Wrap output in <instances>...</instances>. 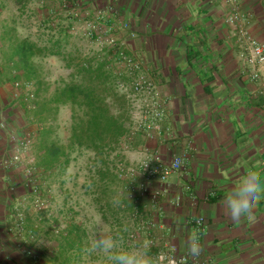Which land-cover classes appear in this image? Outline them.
I'll list each match as a JSON object with an SVG mask.
<instances>
[{
    "label": "crops",
    "instance_id": "obj_1",
    "mask_svg": "<svg viewBox=\"0 0 264 264\" xmlns=\"http://www.w3.org/2000/svg\"><path fill=\"white\" fill-rule=\"evenodd\" d=\"M79 1L91 10L111 8L129 23L128 32L119 36L126 40L128 54L143 64L133 77L155 86L151 95L124 88L134 97L132 118L153 101L164 109L161 120H133L153 134L122 153V166L133 178L129 200L145 212L135 220L122 212L115 220L118 231L111 234L121 237L125 247L144 245L152 255L165 242L183 253L189 250V236L197 235L192 221L201 217L204 233L197 236L202 264H264V199L254 218L240 223L232 222L221 206L249 170L259 171L264 181V77L250 80L239 57L237 31L226 22L229 5L225 0ZM237 1L251 35L264 44V0ZM122 73L132 78L124 69ZM28 154L34 155L32 150ZM175 157L182 160L178 172L163 183L158 177L149 181L159 191V201L154 205L141 197L146 181L140 165L149 159L165 165ZM12 187L16 193L9 192ZM26 188L16 171L12 178L0 177V264L44 263L40 254L49 229L39 224ZM152 221L155 227L149 228Z\"/></svg>",
    "mask_w": 264,
    "mask_h": 264
},
{
    "label": "trees",
    "instance_id": "obj_2",
    "mask_svg": "<svg viewBox=\"0 0 264 264\" xmlns=\"http://www.w3.org/2000/svg\"><path fill=\"white\" fill-rule=\"evenodd\" d=\"M2 1L20 5L26 0ZM66 2L73 4V0ZM62 31L68 35L70 29ZM11 47L9 61L13 62L14 69H23L26 74L17 72L6 81L12 82L19 92L17 94L21 97L22 109L25 112L27 109L33 111L37 127L32 167L43 176L55 172L60 175L68 168L73 153H87L91 161L88 187H91L90 193L103 219L106 220L105 210L115 220H118L117 216L122 212H128L132 220L137 219L136 216L139 218L145 212L144 206L135 207L132 205L133 200H129L130 195L134 194L131 192L133 178L122 166L121 159L123 151L136 148L142 139H149L148 130L133 121L130 100L127 93L121 90L126 86L131 87L132 79L126 77L121 68L115 65L113 52L104 50L102 55L84 57L68 78L58 80L50 96L35 100L34 106L28 108L25 94L22 93L23 97L21 94L22 86L15 87V81L21 76L26 81L30 80L33 57L60 58L63 53L57 41L51 48H39L28 40H18ZM1 75L0 70V81ZM63 107H69L71 111L66 144H60L54 128L57 114ZM37 186L42 198L43 190L39 184ZM142 200L139 203L142 204ZM38 219L40 225L49 229L45 251L40 254L43 264H83L81 257L88 243L86 230L73 218L65 224L63 230L59 229L60 221L55 218L51 224L46 208L39 212ZM32 239H36V234H32ZM28 254L30 259L35 257L32 251Z\"/></svg>",
    "mask_w": 264,
    "mask_h": 264
},
{
    "label": "rangeland",
    "instance_id": "obj_3",
    "mask_svg": "<svg viewBox=\"0 0 264 264\" xmlns=\"http://www.w3.org/2000/svg\"><path fill=\"white\" fill-rule=\"evenodd\" d=\"M63 4H67L66 0H26L24 3L22 1L20 5L12 1L0 0V70L2 72L0 124L4 126L0 128V177L6 175V177L12 178L16 171L18 175L22 174V178L26 182L25 168L32 167L35 161L34 155L28 154L31 150L34 153L35 149L37 127L33 111L27 109L28 111L25 112L22 109L21 97H18L17 94L19 92L14 88L12 82L6 81L8 77H12L17 72L21 75L26 74L22 68V70L14 69L13 62L9 61L11 46L18 43V40H28L39 48H51L57 41L63 53V57L60 58L33 57L30 80L26 81L21 76L19 80L15 81V84L18 83L22 86L21 94L31 93L34 95L32 101L26 102L28 108L34 106L35 100L40 101L42 97L50 96L58 80L68 78L76 70L81 59L97 56L104 51L82 34H72L71 29L72 27L76 30L85 28L91 14L99 8L91 10L79 1V8L72 11V7H63ZM88 12L89 16H87ZM112 14L115 16H110V20H121L118 14L114 12ZM106 24L109 25L111 22ZM67 29H70L68 35L62 31ZM124 88H121L122 92L130 95L129 100L133 99L131 91ZM70 116L69 107L61 108L57 114L54 128L60 144L67 143ZM25 136H29L31 139V147L22 153L21 161L18 164L6 168L4 162L9 158L15 144ZM71 159L68 168L60 175L55 172L53 175L43 176L34 169L36 182L43 190L42 198L46 209L47 205L49 206L47 210L48 216L51 218L50 223L53 224L52 220L58 217L59 229L63 230L65 224L73 218L86 230L87 242L99 228H102L106 233H116L118 231L117 222L111 214L105 210L106 220H104L101 213L95 210L92 205L91 187H88L91 175L89 170L90 155L73 153ZM121 162L124 160L121 159ZM26 189L33 196L32 209L41 212L35 207V196L29 188ZM9 192L16 193V190L12 187ZM81 260L83 264H86L85 252Z\"/></svg>",
    "mask_w": 264,
    "mask_h": 264
},
{
    "label": "built area",
    "instance_id": "obj_4",
    "mask_svg": "<svg viewBox=\"0 0 264 264\" xmlns=\"http://www.w3.org/2000/svg\"><path fill=\"white\" fill-rule=\"evenodd\" d=\"M77 0H73V4L69 3L63 4L65 6H73L72 11L79 8ZM230 8V14L227 17L226 22L233 26L237 31L238 42L240 44L239 57L245 65L248 66L250 70V80L251 81H260L264 75V44L254 38L249 29L246 27L244 16L240 11L239 4L237 0H225ZM77 15V14H75ZM89 12L87 16H89ZM110 16H113L111 8H99L95 13L91 14L90 18L85 25V28L82 30H76L73 27L72 34L83 35L89 40L96 43L103 50L113 52L114 63L121 69H124L129 75L132 76L131 88L135 95L148 94L151 95L154 90V85L151 81L143 79L140 77H133L134 74H140L143 71L142 62L128 54L126 48V40L119 36L121 32H128L130 29L129 23L123 20H110ZM111 22V24H106ZM131 38L133 35L131 34ZM104 51L102 52V54ZM99 54V55H102ZM18 83L15 84V87H19ZM25 99L27 101H32L34 95L31 93H26ZM133 110V107H132ZM136 110V109H135ZM137 112L133 114V120L143 117L146 121L148 116H151L155 120H161L164 114V109L162 105H159L157 101H153V104H150L149 108H144L136 110ZM136 119V120H137ZM3 124H0V128H3ZM157 130V127H154ZM148 138H153V134L148 132ZM31 139L29 136H25L20 139L15 146L13 147L9 158L4 162L6 168L13 167L21 161L22 153L28 150L31 147ZM182 166V160L179 157H175L169 164H161L159 161L152 159L144 161L140 165V170L145 176L146 183L140 187L139 195L141 197H146L152 204H156L160 197L159 191L153 189L149 185V181L153 177H158L161 183L165 182L172 174L178 172ZM34 167L25 168L26 173V186L29 187L33 195L35 196L34 203L35 207L38 210H44L45 204L40 194L38 193V186L35 179ZM179 200V199H177ZM137 218V216H136ZM19 223H23V219H19ZM192 225L195 228L198 236H201L204 233V219L199 217L192 221ZM149 228H154V222L148 223ZM131 239L134 236H130ZM177 248L169 242H165L161 250L156 252L153 256L159 258V264H172V261H175V264H202L200 261V256L193 257L189 250L183 253L177 252Z\"/></svg>",
    "mask_w": 264,
    "mask_h": 264
},
{
    "label": "clouds",
    "instance_id": "obj_5",
    "mask_svg": "<svg viewBox=\"0 0 264 264\" xmlns=\"http://www.w3.org/2000/svg\"><path fill=\"white\" fill-rule=\"evenodd\" d=\"M264 199V181L257 170H249L231 188L221 202L225 214L234 223L252 220L260 201ZM189 252L197 257L202 252L199 237L188 239ZM86 264H159V258L150 254L144 245L125 247L121 237L113 236L99 228L88 241L85 249ZM175 264V261H172Z\"/></svg>",
    "mask_w": 264,
    "mask_h": 264
}]
</instances>
